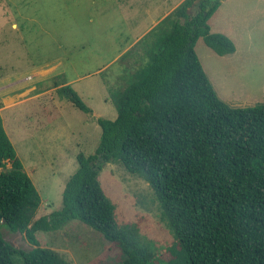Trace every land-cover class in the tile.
Instances as JSON below:
<instances>
[{
	"label": "trees",
	"instance_id": "1",
	"mask_svg": "<svg viewBox=\"0 0 264 264\" xmlns=\"http://www.w3.org/2000/svg\"><path fill=\"white\" fill-rule=\"evenodd\" d=\"M220 2L182 0L122 54L134 55V66L126 85L110 93L117 116L97 118L94 151L76 154L78 168L65 183L61 205L46 215L34 219L40 193L0 115V223L33 245L18 248L0 232V264H72L35 234L72 219L118 247L117 264H153L157 252L137 225L114 219L115 206L99 181L110 161L152 187L174 238L168 264H264V103L228 105L194 50L200 37L217 54L236 50L208 22ZM57 90L92 112L70 83Z\"/></svg>",
	"mask_w": 264,
	"mask_h": 264
},
{
	"label": "rangeland",
	"instance_id": "2",
	"mask_svg": "<svg viewBox=\"0 0 264 264\" xmlns=\"http://www.w3.org/2000/svg\"><path fill=\"white\" fill-rule=\"evenodd\" d=\"M181 1L0 0V107H9L0 115L40 193L34 219L60 207L65 183L78 168L76 154L95 149L97 118L117 116L110 93L126 85L134 66L130 52L140 44L126 57L122 54L149 24ZM220 3L208 22L212 31L227 34L236 50L217 54L200 37L194 49L200 65L228 105L264 103V0ZM71 78L69 83L91 113L58 92ZM99 181L115 206V221L136 224L157 252L153 264H168L174 256L167 247L174 238L159 217L146 179L127 171L120 161H110L100 170ZM0 232L18 248L33 247L25 234L1 223ZM35 234L41 246L58 250L72 264L120 261L118 247L78 219Z\"/></svg>",
	"mask_w": 264,
	"mask_h": 264
},
{
	"label": "crops",
	"instance_id": "3",
	"mask_svg": "<svg viewBox=\"0 0 264 264\" xmlns=\"http://www.w3.org/2000/svg\"><path fill=\"white\" fill-rule=\"evenodd\" d=\"M172 10V9H171ZM170 10V11H171ZM170 11H167L166 13H164V15H162L159 19H156V20H154L151 24H149L146 28H145V30L139 35V36H137L136 38H135V40L134 41H136L139 37H141L145 32H147L150 28H152L153 26H155L165 15H167ZM133 41V42H134ZM133 42H132V44H133ZM52 67V66H51ZM69 82H73V78H71V79H66L65 81H63L62 83H69ZM41 93V92H40ZM37 94H39V93H36V95ZM35 95V94H34ZM5 98L4 97H2V100H4ZM5 106V105H4ZM1 106L0 107V112L2 111V109L4 108V109H8L9 107L8 106ZM11 107V106H10ZM28 173V172H27ZM29 175V174H28Z\"/></svg>",
	"mask_w": 264,
	"mask_h": 264
}]
</instances>
